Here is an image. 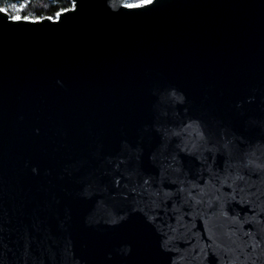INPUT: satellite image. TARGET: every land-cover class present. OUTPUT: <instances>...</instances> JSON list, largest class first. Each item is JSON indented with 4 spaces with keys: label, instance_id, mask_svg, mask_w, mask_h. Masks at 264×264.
<instances>
[{
    "label": "water",
    "instance_id": "1",
    "mask_svg": "<svg viewBox=\"0 0 264 264\" xmlns=\"http://www.w3.org/2000/svg\"><path fill=\"white\" fill-rule=\"evenodd\" d=\"M70 1L0 12V264H264V0Z\"/></svg>",
    "mask_w": 264,
    "mask_h": 264
},
{
    "label": "trees",
    "instance_id": "2",
    "mask_svg": "<svg viewBox=\"0 0 264 264\" xmlns=\"http://www.w3.org/2000/svg\"><path fill=\"white\" fill-rule=\"evenodd\" d=\"M135 3L143 2L144 0H133ZM11 3L22 4L20 15H28L29 19H41L47 16L54 17L56 13L64 11L71 7L70 0H0V7L4 8ZM11 16L15 15V11L8 10Z\"/></svg>",
    "mask_w": 264,
    "mask_h": 264
},
{
    "label": "snow or ice",
    "instance_id": "3",
    "mask_svg": "<svg viewBox=\"0 0 264 264\" xmlns=\"http://www.w3.org/2000/svg\"><path fill=\"white\" fill-rule=\"evenodd\" d=\"M144 3H145V4H150V3H152V0H144ZM128 6H129V7H138V6H140V5H128ZM22 7H23V6H21V8H16L15 5H12V8H13V9L15 10V12H16V14L13 15V16L11 17L12 20H14V21H21L22 19H23V20H28V19H29L28 15H24L23 17L20 15V12H21V10H22ZM5 11H6L5 8H0V12H5Z\"/></svg>",
    "mask_w": 264,
    "mask_h": 264
},
{
    "label": "rangeland",
    "instance_id": "4",
    "mask_svg": "<svg viewBox=\"0 0 264 264\" xmlns=\"http://www.w3.org/2000/svg\"><path fill=\"white\" fill-rule=\"evenodd\" d=\"M143 3H144V1H143V2H139V3H135L133 0H129V1H128V4H129V5H140V4H143ZM12 5H15L16 8H21V6H22V4H19V3H11L9 6H6V7H4V8L6 9V11H8V10L15 11V10L12 8Z\"/></svg>",
    "mask_w": 264,
    "mask_h": 264
}]
</instances>
